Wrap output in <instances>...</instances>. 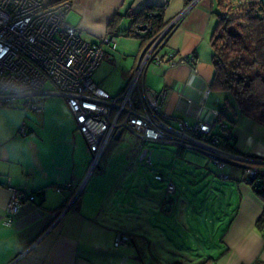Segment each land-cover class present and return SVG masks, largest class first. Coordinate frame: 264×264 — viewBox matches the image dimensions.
Segmentation results:
<instances>
[{
    "label": "crops",
    "instance_id": "crops-1",
    "mask_svg": "<svg viewBox=\"0 0 264 264\" xmlns=\"http://www.w3.org/2000/svg\"><path fill=\"white\" fill-rule=\"evenodd\" d=\"M190 1L66 0L72 6L66 22L88 42L100 43L110 37L116 43L119 36L131 38L127 34L132 15L144 7H164L168 25ZM251 5L264 10V0H198L172 31L162 54L174 52L176 57L161 67L151 66L153 81L149 82L146 74L145 83L157 92H166L162 112L174 127L180 121L194 122L179 111L186 93L192 102L203 103L207 112H223L225 100L232 104L229 94L210 89L215 56L210 41L224 7L231 6L238 17ZM112 22L111 28L119 36L110 32ZM120 41L126 46L127 40ZM143 49L140 40L132 56L135 63L123 74L125 87ZM104 69L103 62L94 80L105 91L111 86L109 72ZM42 100L40 113L31 112L22 102H0V264H264V228L257 226L264 213V199L254 192L252 184L244 182L246 168L241 165H230V180H219L229 192L217 191L219 205L212 200L214 207L208 213L197 201H203L210 191L196 188L178 195L176 186L167 207L165 201L158 206L144 176L133 170L134 162L129 159L133 155L139 163V142L126 151V162L125 156L106 158L109 147L121 142L122 133L111 142L100 168L73 207L92 154L66 103L57 97L44 96ZM229 124L233 152L260 159L256 166L264 169V127L240 114L229 116ZM10 184L28 203L11 219L7 213ZM68 185L71 188L57 191ZM69 206L59 222L49 223L50 214L64 212ZM119 233L129 235L131 244L114 248Z\"/></svg>",
    "mask_w": 264,
    "mask_h": 264
},
{
    "label": "built area",
    "instance_id": "built-area-1",
    "mask_svg": "<svg viewBox=\"0 0 264 264\" xmlns=\"http://www.w3.org/2000/svg\"><path fill=\"white\" fill-rule=\"evenodd\" d=\"M197 3L198 0H191L184 12L147 44L123 92L111 96L99 88L94 75L106 58L104 48H117L114 38L106 37L100 43L84 40L80 32L66 22L72 7L70 2L0 0V102H22L35 113L43 111L44 96L57 97L66 103L92 154L88 175L76 195L82 193L89 178L100 168L111 142L123 132L139 140L138 161L150 170L154 169L151 145L176 146L206 155L218 170L217 177L224 181L230 180L225 173L227 167L241 165L247 172L245 183L256 186L263 183L264 169L256 166L260 159L240 156L221 147V135H226L230 129L223 118L230 114V109L207 112L203 103L192 102L186 93L179 102V111L194 122L180 121L174 127L162 112L166 92H157L145 83L151 66L161 67L176 57L174 52L163 55L162 51L183 14ZM233 15V10L229 11L227 18ZM148 32L147 27L140 26L136 30L143 37ZM217 130L221 134L216 133ZM22 132L27 135L25 126ZM155 179L166 182L167 207L176 193L174 179L166 178L163 173H157ZM66 188L71 185L57 191L63 192ZM9 191L7 213L11 219L28 203L11 184ZM70 206L64 212L50 214L49 223L59 222ZM131 241L129 235L119 233L113 245L119 249Z\"/></svg>",
    "mask_w": 264,
    "mask_h": 264
},
{
    "label": "trees",
    "instance_id": "trees-1",
    "mask_svg": "<svg viewBox=\"0 0 264 264\" xmlns=\"http://www.w3.org/2000/svg\"><path fill=\"white\" fill-rule=\"evenodd\" d=\"M223 11L210 41L215 53L214 77L210 89L214 93H227L231 96L232 104L227 100L223 104V112L230 109V114L225 117L228 123L229 116L240 114L264 127V10L260 6L251 5L241 16L234 14L231 18H227V13L232 11L231 6L224 7ZM165 14L164 7H144L132 15L133 24L127 36L140 39L145 48L166 28ZM112 26L113 22L110 24L112 35L119 36L113 32ZM140 26L149 29L144 37L136 33ZM221 136V147L233 152L231 128L226 135ZM184 152L182 149L178 151L181 155ZM252 189L264 199V181L258 186L252 184ZM79 200L80 197L73 207L78 205ZM257 226L264 228V213Z\"/></svg>",
    "mask_w": 264,
    "mask_h": 264
},
{
    "label": "rangeland",
    "instance_id": "rangeland-1",
    "mask_svg": "<svg viewBox=\"0 0 264 264\" xmlns=\"http://www.w3.org/2000/svg\"><path fill=\"white\" fill-rule=\"evenodd\" d=\"M120 40H127L126 46L123 44V41ZM116 44L117 48L115 50L111 47L104 48L106 56L108 54L104 61V70L105 72H109V77L106 79L108 80L109 86H111L110 89H106L105 91L112 96H117L120 90L125 87V84H122L123 74L131 63H135L136 59H133L132 56L140 46V40L135 38L121 39L119 36L116 38ZM147 74L148 81L152 82L154 71L150 68ZM99 77H101L102 80L105 79L104 75H100ZM94 81L98 83L96 78ZM50 87L51 85L48 84L47 88ZM120 141L118 145L113 143L109 147L106 158L110 156H125L123 160L126 162V151L134 148L136 143L139 142L136 137L128 132H123ZM150 150L152 151L153 170L138 163L135 160L136 157L133 155L129 156V159L134 162L133 170L139 171L140 175L144 176L145 186L155 195L157 201L156 205L159 206L160 203L164 202V197L166 195V182L156 181L154 176L157 173H163L166 178L170 177V174L175 175L174 183L178 188V195L181 193L187 195L190 189L194 188L200 191H210L208 195L206 193L204 194L203 201H197L199 207H204V209L205 207L208 208L205 209L207 213L212 211L214 207V205L210 204L212 200H214L216 204L218 202L219 205V200L216 196L217 191L222 188L226 194L229 192L228 189L222 187L223 184L220 181H225L217 177L218 170L211 164L210 159L206 155L188 151H185L184 154L181 155L178 153L180 149L176 146L166 145H151ZM229 168L230 166L225 169L226 174L230 173ZM172 197H174V195Z\"/></svg>",
    "mask_w": 264,
    "mask_h": 264
},
{
    "label": "water",
    "instance_id": "water-1",
    "mask_svg": "<svg viewBox=\"0 0 264 264\" xmlns=\"http://www.w3.org/2000/svg\"><path fill=\"white\" fill-rule=\"evenodd\" d=\"M120 135H121V133H119V134L117 135V137H116V138H119V137H120ZM79 195H81V194H78V195H76V196H75V198H74V201H73V202H75V201L77 200V198L79 197Z\"/></svg>",
    "mask_w": 264,
    "mask_h": 264
}]
</instances>
